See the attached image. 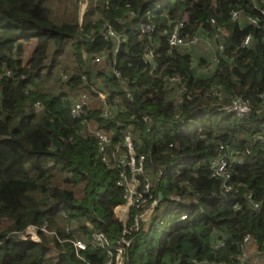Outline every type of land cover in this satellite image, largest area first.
Masks as SVG:
<instances>
[{
	"label": "trees",
	"instance_id": "trees-1",
	"mask_svg": "<svg viewBox=\"0 0 264 264\" xmlns=\"http://www.w3.org/2000/svg\"><path fill=\"white\" fill-rule=\"evenodd\" d=\"M45 1L0 0V221L9 222L0 231V264H102L109 258L92 244L91 228L112 243L122 235L114 209L124 202L117 181L126 132L146 157L142 179L151 191L145 205L158 201L127 237L124 264H264V15L251 0H86L80 25L78 3L85 0H74L68 5L76 15L55 24ZM233 9L241 14L235 22ZM149 16L154 31L141 34L138 26ZM182 20L184 35L210 37L223 28V51L170 48L168 37ZM105 25L126 40H105ZM79 33L87 37L83 45ZM31 39L36 44L23 62ZM146 48L154 49L156 70L142 60ZM105 49L110 52L94 62ZM214 56L213 69L203 71ZM94 83L113 103L112 115H103ZM214 85L221 97L211 94ZM81 93L89 96L88 106L74 118L70 106ZM232 98L248 102L250 116L217 110ZM95 130L111 138L107 161ZM220 145L231 146L243 162L231 169L230 191L209 168ZM43 224L54 232L51 242L42 230L39 243L20 238L29 226ZM75 239L87 244L80 257ZM50 246L57 260L48 255ZM254 250L259 254H248Z\"/></svg>",
	"mask_w": 264,
	"mask_h": 264
},
{
	"label": "built area",
	"instance_id": "built-area-1",
	"mask_svg": "<svg viewBox=\"0 0 264 264\" xmlns=\"http://www.w3.org/2000/svg\"><path fill=\"white\" fill-rule=\"evenodd\" d=\"M83 1V0H82ZM264 1V0H263ZM87 1L85 0V4L81 6V12L83 14L84 8L86 6ZM251 6L254 9H257L260 13L264 15V10L259 6L257 0H251ZM230 19L232 21H237L241 18V14L239 10L233 9L229 13ZM148 22L140 23L138 26L139 32L141 34H150L154 31V25L152 22V18L149 16L147 19ZM246 21L250 24H257L258 19L255 17H246ZM211 22L215 23V19L211 18ZM81 25V23H80ZM185 21L182 20L176 26L175 31H173L168 37V45L170 48H181L185 49L186 51H192L193 53L200 52L201 43L209 42V37L201 34H193V35H184L182 34L183 29L185 28ZM82 29V27H81ZM219 35H226V32L223 28L217 27V32L214 33V36L217 39V51L221 52L224 49V43L222 42L223 39L219 37ZM82 43H84L86 36L79 33L76 36ZM103 37L105 40H114L115 44H119L122 41L126 40V36L124 33H117L115 32L110 25H105ZM211 37V36H210ZM219 39V41H218ZM250 43V36H246L242 42L243 46H248ZM110 51L105 49L103 52L94 55V62H101L104 58V55L108 54ZM118 47L114 48L112 53H117ZM142 60L144 63L151 65V67L156 70L158 68V64L156 61V54L154 49L146 48L143 55ZM218 59L216 56L212 58L207 65L204 66L203 71H210L213 69L214 63ZM114 61V58H113ZM114 73L117 76H120V73L114 70ZM9 74V72H7ZM169 81L172 83H181V78L178 76H171ZM91 89L94 93H96L100 100L103 103V115L108 116L112 115L115 112L113 107V103L105 95L104 91H102L98 85V83H94L91 86ZM184 85L177 89V92L184 91ZM219 85H214L211 90V94L214 96H222V92L219 91ZM260 97L264 99V91L260 94ZM89 96L86 93H81L76 99H74L70 106V114L74 118L80 117L83 113L85 108L88 106ZM39 105L38 102L35 103L37 107ZM219 112L225 114H236L239 117H248L250 116L252 109L248 102L239 99V98H232L230 103L223 104L217 108ZM94 135L97 139L99 150L103 153V160L107 161V157L104 154L107 147L111 144V138L109 135L103 131L95 130ZM261 142L264 143V139L261 138ZM123 147H125L126 152L121 154L118 159V168L119 170V179L117 184L124 187L123 192V199L124 202L115 207V214L118 216V220L123 223V230L122 235L118 242L112 243L101 231L91 228L92 237L91 242L95 247H101L104 249L108 254V259L103 262L102 264H124V253H125V246L129 244L128 236L132 235V233L137 232L141 228V222L146 221L149 219V216L145 217V212L147 207H150V212L154 209V206L157 204L158 200H154L151 204L145 205V201L150 194L151 191V184L148 179H142L144 177L145 172V164H146V157L144 154H138L135 151L134 144H133V136L130 132H126L123 141L121 143ZM231 146L228 145H220L218 155L210 160V170L211 175L215 177H220L222 179V185L225 191H230L234 188V185L230 183L231 178V169L235 164H242L241 157H237L232 154L229 149ZM264 154V150H263ZM246 199L249 201L253 208H258L259 203L253 200V195L251 193H247L245 195ZM151 205V206H150ZM235 209L240 207L239 202H235L234 206ZM133 210H136L134 217L132 218L131 223L128 221L130 220L131 214ZM186 214H182L181 218H185ZM33 227L35 234L37 235L40 230L49 232V234H54L53 231H48L46 224H43L41 227L36 226H29ZM90 227V226H89ZM21 238V234L19 235ZM38 236V235H37ZM249 235L247 234L244 237L245 242L249 241ZM73 246L77 255L79 256V251L86 250L87 244L80 240L75 239L72 241ZM217 248V245L216 247ZM114 250V253L112 252ZM259 254V251H249V255L251 254ZM80 257V256H79ZM248 257L244 255V258Z\"/></svg>",
	"mask_w": 264,
	"mask_h": 264
},
{
	"label": "rangeland",
	"instance_id": "rangeland-1",
	"mask_svg": "<svg viewBox=\"0 0 264 264\" xmlns=\"http://www.w3.org/2000/svg\"><path fill=\"white\" fill-rule=\"evenodd\" d=\"M73 1L74 0H46L45 1V4L52 8L51 19L55 24H59V23L63 22L64 20L69 21L73 15L74 16L76 15L74 6L70 7V5H68V4H72ZM81 6H82L81 1H79V3H78L79 11L77 12V14H78L77 18H78V22H80V23H82V15H83L81 12V8H82ZM79 14H80V16H79ZM35 44H36L35 39H31L28 43L24 44L23 52L20 54V57L22 58L23 62H26L27 59L31 56ZM84 57L88 58L86 55H84ZM62 58H63V56H62ZM90 71H91V73H94L93 68H90ZM114 215L118 219L119 215L117 216V214H115V209H114ZM87 225L90 226L88 223H87ZM8 226H9V222L6 219H3L0 221V231L7 229ZM37 235L35 234L33 227H28L21 234V238L22 239H29V240L33 239L34 241H36V238H38ZM54 236H55L54 234H49L48 238L50 239L49 240L50 242L54 239ZM51 246L49 247L48 255L51 256L52 258H54V260H57L58 259V253Z\"/></svg>",
	"mask_w": 264,
	"mask_h": 264
},
{
	"label": "crops",
	"instance_id": "crops-1",
	"mask_svg": "<svg viewBox=\"0 0 264 264\" xmlns=\"http://www.w3.org/2000/svg\"><path fill=\"white\" fill-rule=\"evenodd\" d=\"M79 16H80V14H79ZM80 23V22H79ZM209 42L208 43H205V42H202L201 43V49H200V52H205V53H207V54H209V55H211L210 53H212V52H214L215 50L217 51V39L214 37V36H211V37H209ZM150 214H151V212L149 211V213H148V215L147 216H145L146 218L149 216L150 217ZM38 238H40L39 236H38ZM41 239V238H40ZM33 240V239H32ZM42 240V239H41ZM34 241V240H33ZM35 242H37V243H39L37 240L35 241Z\"/></svg>",
	"mask_w": 264,
	"mask_h": 264
},
{
	"label": "bare ground",
	"instance_id": "bare-ground-1",
	"mask_svg": "<svg viewBox=\"0 0 264 264\" xmlns=\"http://www.w3.org/2000/svg\"><path fill=\"white\" fill-rule=\"evenodd\" d=\"M149 211H150V207H147L146 212H145V216L148 215Z\"/></svg>",
	"mask_w": 264,
	"mask_h": 264
}]
</instances>
